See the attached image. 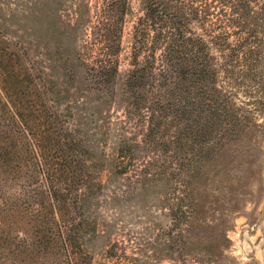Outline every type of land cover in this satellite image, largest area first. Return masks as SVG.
<instances>
[{"label":"rangeland","instance_id":"rangeland-1","mask_svg":"<svg viewBox=\"0 0 264 264\" xmlns=\"http://www.w3.org/2000/svg\"><path fill=\"white\" fill-rule=\"evenodd\" d=\"M210 1L214 26L204 31L225 37L211 48L212 103L234 121L229 130L216 127L187 164L176 160L171 129L157 145L144 142L147 122L120 97L141 0H128L112 93L90 88L82 63L100 47L102 0H0V35L28 57L20 79L37 84L39 102L58 108L86 145L73 157L69 135L37 144L27 131L20 169L0 175L9 202L0 210V264H264V0L235 5L253 13L244 28L234 0ZM122 148L134 159L125 173L116 165ZM56 157L70 166L53 165L47 184L66 199L33 195L21 207L19 186L35 187L32 178L43 179ZM74 226L80 230L70 238Z\"/></svg>","mask_w":264,"mask_h":264},{"label":"trees","instance_id":"trees-1","mask_svg":"<svg viewBox=\"0 0 264 264\" xmlns=\"http://www.w3.org/2000/svg\"><path fill=\"white\" fill-rule=\"evenodd\" d=\"M239 1L234 0L233 14L238 18V28H244L248 24L247 20L253 18V13L236 8ZM141 2L142 15L133 26L130 69L120 88V97L133 116L147 122L144 142L157 145L155 141L158 136L164 137L160 135L164 128L166 132L171 129L168 135L171 144L177 147L176 160L185 159L187 164H194L187 156L199 152L201 144L211 139L216 127L226 124L224 130H229L227 127L233 125L234 121V115L228 108L212 103L210 86L216 76L212 67L211 48L224 44L220 39L225 37L222 33L214 35L204 31L206 27L214 26L210 0ZM100 9L99 27L94 31V40L100 47L92 56L90 54L91 62L82 63L89 87L112 93L119 73L118 55L121 52L123 24L131 7L128 0H102ZM195 24L200 26L199 31L202 33L197 34L196 30H192ZM3 37L0 35V175L14 176L20 169L23 146L28 144L23 139H27V131L30 130L34 139L38 137L37 144L41 137L56 141V136L61 133L69 135L68 147L75 153L73 157H76L86 147L83 140L75 129L65 127L68 120L58 108L48 111L39 102L42 94L37 84L32 80L25 82L23 78L20 79L21 59H27V54L14 41L3 40ZM75 56L76 59L82 58L80 53H75ZM81 110L77 108V111ZM69 111L72 117L70 108ZM32 117L36 123L31 120ZM32 147L34 150L35 146ZM118 153L116 165L125 173L133 166V153L123 148ZM69 163L65 158L58 160L56 157L47 167L43 179L32 178L35 187L21 184L17 194L20 206H25L33 195L38 196L40 202L50 197L53 202L57 201V197L64 201L68 194L53 190L47 181L51 180L49 171L56 169L53 165L67 168ZM74 164H79V161ZM2 181L4 179L0 178V210L5 211V205L9 202ZM173 216L180 220L181 216L177 212ZM79 226H74L67 236L71 238L78 235Z\"/></svg>","mask_w":264,"mask_h":264}]
</instances>
